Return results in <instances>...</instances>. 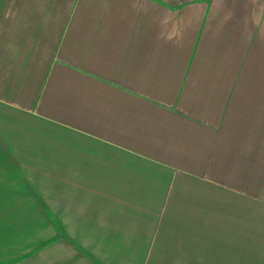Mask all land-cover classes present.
I'll return each mask as SVG.
<instances>
[{"label": "crops", "instance_id": "obj_1", "mask_svg": "<svg viewBox=\"0 0 264 264\" xmlns=\"http://www.w3.org/2000/svg\"><path fill=\"white\" fill-rule=\"evenodd\" d=\"M189 88L215 133L246 114L233 93H264V0H0V264L163 253V194L137 196L107 154L175 171L118 126L163 135V106L201 114Z\"/></svg>", "mask_w": 264, "mask_h": 264}, {"label": "rangeland", "instance_id": "obj_2", "mask_svg": "<svg viewBox=\"0 0 264 264\" xmlns=\"http://www.w3.org/2000/svg\"><path fill=\"white\" fill-rule=\"evenodd\" d=\"M186 79L189 84L192 78ZM189 90L191 98L204 106L208 94L198 88ZM191 98L186 94L184 102ZM231 101L233 105L247 102L246 114L241 116L238 108H232L235 117L230 123L222 119L216 133L218 120L192 121L206 115L205 106L198 109L201 114L187 107L163 106V135L158 122L150 123L153 128L143 122L136 126L131 120L118 126L145 139L151 157L176 172L157 163L107 154L120 167L121 182L129 180L137 186V196L163 194V253H105L114 259L112 264H143L149 256L146 264H264V108H257L264 104V93H247L242 99L233 93ZM109 102L118 104L115 99ZM145 113L144 108L136 112L139 117ZM163 136L167 139L160 141ZM157 205L153 200L139 211H152ZM48 242L40 241L39 246Z\"/></svg>", "mask_w": 264, "mask_h": 264}]
</instances>
